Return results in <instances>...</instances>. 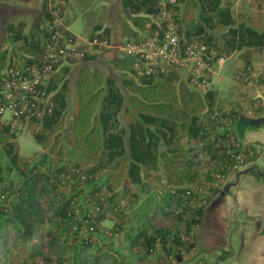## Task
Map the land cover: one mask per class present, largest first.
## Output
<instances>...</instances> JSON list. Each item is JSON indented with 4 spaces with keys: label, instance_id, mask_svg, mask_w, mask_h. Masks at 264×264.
Instances as JSON below:
<instances>
[{
    "label": "trees",
    "instance_id": "trees-1",
    "mask_svg": "<svg viewBox=\"0 0 264 264\" xmlns=\"http://www.w3.org/2000/svg\"><path fill=\"white\" fill-rule=\"evenodd\" d=\"M175 1L172 14L177 25L182 5L189 7L190 15L197 9L198 21L178 31L181 44L197 41L207 47L208 64L214 56L236 51H244L248 61L262 59L255 51L264 49V15L256 12L262 10L264 0ZM157 2L123 0L129 15L116 20L125 41H138L141 34L154 32L153 20L160 13ZM41 9L44 17L30 31L22 23L6 24L7 37L0 41V94L4 73L13 62L21 68L45 63V45L59 30L51 11L63 9L51 0H44ZM93 29L89 42H109L107 29L100 25ZM207 30L220 33L222 43ZM67 35L74 37L69 31ZM87 46L80 45L83 56L59 63L39 87L46 100L40 106L41 116L20 117V129L0 116L2 150L11 168L18 171L16 179L7 178L6 186L0 187V264H132L111 243L120 235L134 255L157 260L166 256L168 261L175 254L189 255L205 205L203 197L185 187L215 183L217 175L226 173L231 159L225 129L239 113L262 106L260 99L244 95L236 103H224L208 87L193 86L188 77L181 78V71L169 66L138 76L131 60L122 57L112 65L129 94V107L122 114L128 131L118 118L124 96L114 81L105 79L100 69L81 66L73 76V113L63 136L68 74L72 66L89 61L93 51L101 50ZM241 68L249 69L250 63ZM251 73L250 68L248 76ZM258 75L261 82L264 70ZM26 129L43 152L48 151L32 162L18 157L15 144L17 133ZM64 138L78 159L64 162ZM246 148L250 153L251 148ZM248 160L247 156L245 163ZM2 174L0 184L5 181ZM140 177L153 178L157 189L151 195V208L131 215L116 199V190L127 179L129 185L139 183ZM130 217L134 235L130 230L124 234ZM104 221L112 223L110 243L102 239L108 233L99 226ZM197 263L206 264L204 260Z\"/></svg>",
    "mask_w": 264,
    "mask_h": 264
},
{
    "label": "crops",
    "instance_id": "crops-1",
    "mask_svg": "<svg viewBox=\"0 0 264 264\" xmlns=\"http://www.w3.org/2000/svg\"><path fill=\"white\" fill-rule=\"evenodd\" d=\"M44 0H0V41L7 37L6 24L22 23L25 31L35 28L38 21L43 17L41 3ZM102 5L106 11L99 17L100 29H107L109 34L108 46L91 53L92 59L72 66L68 74V87L66 101L68 110H71L73 96V76L81 66L97 68L103 72L105 79H112L124 96L122 110L119 113L120 124L128 131V125L122 122V114L129 107V94L124 88L121 73L113 67V62L122 58L121 50L122 30L117 23L118 17H126L129 10L123 6V0H106ZM53 5L61 7L65 13L68 31L79 39L80 45L84 46L89 41V36L83 34L77 22H69L68 16H72L69 9L71 0H51ZM241 2L237 0L236 4ZM251 2V1H250ZM264 5L262 7V12ZM197 9L190 15L191 20L197 22ZM184 9L181 6V16L178 19L179 31L184 32L182 26L188 24L184 20ZM71 13V14H70ZM94 26H92L93 29ZM94 31V29L92 30ZM101 31V30H100ZM99 32V31H97ZM222 43L220 33L207 30ZM91 33V32H90ZM88 47V46H87ZM241 52H233L226 57L215 56L209 62L208 90L216 93V96L224 103H236L238 96H245L247 99L263 96L264 78L259 82V73L264 70V49L256 50L262 59L244 58ZM250 63L251 75H247L245 83L238 86L235 82L236 71L243 65ZM249 68V69H250ZM248 69V70H249ZM181 78L184 77L180 73ZM247 81V82H246ZM251 85H249V83ZM261 100V99H260ZM260 109L249 110L239 113L238 117L230 126L232 135L243 146L250 147L249 160L236 172L230 173L224 182L220 183L217 191L209 198L204 209L200 224L194 230L195 244L193 251L182 256L175 254L173 261L165 257L157 260L154 257L147 258L141 255H134L120 238L111 241L114 248L128 258L132 264H195L204 260L206 264H264V104ZM127 126H126V125ZM238 200V206L235 205ZM232 208H239L233 213ZM216 218V221H215ZM214 221V222H213ZM209 225V226H208ZM125 245V247H124Z\"/></svg>",
    "mask_w": 264,
    "mask_h": 264
},
{
    "label": "built area",
    "instance_id": "built-area-1",
    "mask_svg": "<svg viewBox=\"0 0 264 264\" xmlns=\"http://www.w3.org/2000/svg\"><path fill=\"white\" fill-rule=\"evenodd\" d=\"M175 4V0H159L160 13L157 17L156 29L151 34L143 35L138 41L124 40L121 45L123 56L131 60L133 70L138 76L149 75L159 66H169L181 71L184 78L188 77L193 86L204 90L209 85L206 78L209 72L207 47L197 41L181 44L178 25L172 14ZM87 45L103 49L108 43L93 40L88 41ZM79 46L80 43L76 39H68L59 29L52 33L50 41L45 45V63L42 66L21 68L15 65V62L12 63L4 73L0 94V116L6 120V123L20 129V117L25 116V119H29L32 115L41 116L44 109L40 106L44 105L46 100H43L39 93V87L46 83L59 63L67 58L77 59L83 56L78 49ZM247 70L239 68L236 71L234 78L238 86L244 84L248 75ZM248 83L251 85L250 82ZM262 88L264 89V85ZM262 94L264 96V90ZM225 131H227L225 134L228 136V153L231 159L226 173L217 175L215 183L203 187L195 186L196 190L187 188L189 192L197 196L205 195V191L219 186L230 173L245 164L248 156L246 146L240 144L232 135L230 125Z\"/></svg>",
    "mask_w": 264,
    "mask_h": 264
},
{
    "label": "rangeland",
    "instance_id": "rangeland-1",
    "mask_svg": "<svg viewBox=\"0 0 264 264\" xmlns=\"http://www.w3.org/2000/svg\"><path fill=\"white\" fill-rule=\"evenodd\" d=\"M104 2H107V1L106 0H71V4H70L71 6H69V9H70L73 17L68 16L67 19L71 23V22H73L74 17H75V20L77 22L76 26L77 25L80 26L83 34H87L89 36L91 33H93V31H92L93 30L92 26H94L93 24L99 23L98 19H99L100 15H103V13L106 11L105 6L102 5ZM157 4H158V2H157ZM190 13H191V11L188 7V9L185 12L184 20H185V22H187V20H188L189 25L192 24V20L190 18ZM51 16L54 18V22L57 25V27H59V29H61V31H63L67 35L68 25H67V20H66V16H65L64 11L59 13L57 10H55V11L53 10V11H51ZM156 21H157V18L155 20H153V23L155 25H156ZM60 33L62 34V32H60ZM143 35H145V34H141V37ZM67 38L72 39V40L76 39L79 42V39L75 36L72 37L70 35H67ZM7 46L10 48H11V46L8 44L4 47V49H6L8 51ZM88 47L91 48L90 45H88ZM72 92H73V90H72ZM71 110L73 111V96H72ZM70 113H71V111L69 109L67 117H66V125H65L64 129L62 130L63 136L66 134V131H67V125H68V123L70 121V117H71V116H69ZM122 122H124L123 118H122ZM65 140L66 139L64 138L61 141V147L63 148V151H64V156H65L64 162L66 163L70 159L71 160L78 159L79 154L76 152H73L66 145ZM15 144L17 146L18 157L25 159V160L29 159V160H31V162L35 161L39 156L43 155V153L44 154L48 153V151L43 152V150L35 142L34 136H32V134L29 133V131L27 129L17 133ZM6 157L7 156L3 152L2 145L0 143V172L3 173L2 175L5 178V181L3 182V184H0V187H2V185L6 186V183H8V181H6L7 178L16 179V176L18 174V171L15 169V167L11 168L12 166L9 164ZM248 157H250V153H248ZM239 169H237L236 171H238ZM108 170L109 169H107L105 171L103 179L108 175ZM236 171H234V172H236ZM99 183L101 184V181H99ZM185 188L186 189L190 188L192 190H196L195 185H192V186L189 185V186H186ZM83 189L86 192V191H89L90 187L84 186ZM156 189H157V185L155 184V182L153 181V178H151V177L150 178L147 177L146 179L145 178L142 179L140 177L139 183L130 184V185H129V180L127 179L124 181V184L116 190L117 191V198L116 199L118 201L121 200L123 202L122 206L124 209H127V207L129 208L127 211L131 215H134L135 212L137 214L138 213H144L151 208V198H152L151 195H153L155 193ZM211 189H213V191H211L209 194H207V195L205 194V195L201 196V198L203 197V204L202 205H205V207L208 203L207 200L209 198H211V196L217 191L218 186L215 188H211ZM238 200H240V199L234 200L236 207L238 206ZM134 202H135V204H133ZM238 209L239 208H232L233 213H235ZM234 215H236V213ZM132 217H130L131 222L126 225L124 234H128V231L130 230V234L134 235V230H131L132 227L135 226V224L133 226ZM215 221H216V218H215ZM99 226L103 230L104 234L107 232V231H104V228L108 230L109 234L106 233L105 234V235H107V236H105L106 238L102 237V239L104 241L110 243L109 229L112 226L111 221L101 222ZM119 237L122 239L121 235ZM107 238H109V239H107ZM193 243L195 244V242L191 241L189 246L194 245ZM124 247H125V245H124ZM127 260H128V258H127ZM169 260L173 261V259H171V257H169Z\"/></svg>",
    "mask_w": 264,
    "mask_h": 264
},
{
    "label": "water",
    "instance_id": "water-1",
    "mask_svg": "<svg viewBox=\"0 0 264 264\" xmlns=\"http://www.w3.org/2000/svg\"><path fill=\"white\" fill-rule=\"evenodd\" d=\"M258 14L260 15H264V9L262 12H258ZM259 98L263 101V104H264V98L262 96H259ZM192 245V244H191ZM215 264H218V262H216Z\"/></svg>",
    "mask_w": 264,
    "mask_h": 264
}]
</instances>
